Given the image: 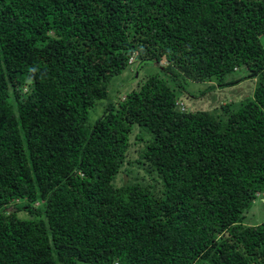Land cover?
<instances>
[{"label": "trees", "instance_id": "16d2710c", "mask_svg": "<svg viewBox=\"0 0 264 264\" xmlns=\"http://www.w3.org/2000/svg\"><path fill=\"white\" fill-rule=\"evenodd\" d=\"M263 37L264 0H0V264H264ZM134 62L159 73L89 123ZM180 75L255 89L192 112ZM135 125L160 193L114 184Z\"/></svg>", "mask_w": 264, "mask_h": 264}, {"label": "rangeland", "instance_id": "374dc122", "mask_svg": "<svg viewBox=\"0 0 264 264\" xmlns=\"http://www.w3.org/2000/svg\"><path fill=\"white\" fill-rule=\"evenodd\" d=\"M264 44V37L262 38ZM132 61V59H131ZM133 62V61H132ZM138 63L132 65L124 71L123 74L114 78L109 86L108 97L105 100L96 103L95 107L90 110L89 123H94L105 111V108L112 102H122L125 95L132 90H138L145 81L152 75L159 73V64L148 62L144 66L137 69ZM167 62L161 65L166 66ZM177 71V70H176ZM182 75V74H181ZM180 75L178 83L182 84L183 89L180 90L179 102L184 104L189 111H212L226 104L238 107L242 102H246L250 98L255 89V81L244 80L229 88H217L214 86L215 81L197 83ZM247 75V71L242 69L233 73L228 80H239ZM164 79L169 80V76L162 75ZM171 85H175L169 80ZM214 86V88L212 87ZM212 88V89H211ZM119 91L122 93L119 95ZM150 134L144 132L139 126L133 127L130 136V147L126 156V161L121 167L119 175H117L114 184L117 187L122 186L126 182L140 183L143 185H154L158 193H160L161 182L158 175L152 172L148 164L140 163L142 160V152L150 139ZM22 218H28L25 212L19 214ZM244 222L246 225H257L264 222V195L258 194L253 207L245 214Z\"/></svg>", "mask_w": 264, "mask_h": 264}, {"label": "clouds", "instance_id": "9594fccd", "mask_svg": "<svg viewBox=\"0 0 264 264\" xmlns=\"http://www.w3.org/2000/svg\"><path fill=\"white\" fill-rule=\"evenodd\" d=\"M132 61H133V59H132ZM132 61H131V62H132Z\"/></svg>", "mask_w": 264, "mask_h": 264}, {"label": "built area", "instance_id": "2783aa9c", "mask_svg": "<svg viewBox=\"0 0 264 264\" xmlns=\"http://www.w3.org/2000/svg\"><path fill=\"white\" fill-rule=\"evenodd\" d=\"M183 108V107H182Z\"/></svg>", "mask_w": 264, "mask_h": 264}]
</instances>
